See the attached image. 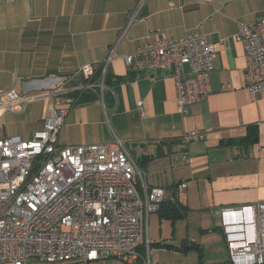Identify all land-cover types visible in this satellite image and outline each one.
Instances as JSON below:
<instances>
[{
    "label": "crops",
    "instance_id": "0c3cea01",
    "mask_svg": "<svg viewBox=\"0 0 264 264\" xmlns=\"http://www.w3.org/2000/svg\"><path fill=\"white\" fill-rule=\"evenodd\" d=\"M138 1L0 0V93L33 97L22 111L0 118V138L29 140L41 130L54 100L46 93L59 86L83 91L89 100L68 111L58 145L121 140L141 164L149 187L173 190L171 202L181 216L172 217L171 204L161 215L151 214L157 225L170 229L167 250L194 252L198 264H232L228 249L224 256L204 243L217 241V234L225 240L221 209L264 203V94L252 97L246 91L244 50L234 39L239 23L264 16V0H145L120 38ZM187 33L202 34L215 45L214 70L207 97L181 113L170 77L128 68L123 57L145 37L177 40ZM85 65L91 67L90 79L80 71ZM129 71L140 76L113 83ZM105 74L108 82L95 85ZM87 83L95 86L82 89ZM252 125L254 132L247 130ZM186 131L204 138L184 144ZM182 149L190 163L173 167L172 153ZM242 217L248 220L249 211ZM244 231L249 237V228ZM192 243L200 250H187Z\"/></svg>",
    "mask_w": 264,
    "mask_h": 264
},
{
    "label": "built area",
    "instance_id": "2783aa9c",
    "mask_svg": "<svg viewBox=\"0 0 264 264\" xmlns=\"http://www.w3.org/2000/svg\"><path fill=\"white\" fill-rule=\"evenodd\" d=\"M144 1L128 15L120 38ZM234 39L244 50L246 91L252 97L264 94V16L239 23ZM214 56L213 43L202 34L187 33L177 40L145 37L123 60L141 73L170 77L176 105L185 113L209 94ZM113 57L112 49L103 60L105 68ZM80 71L86 79L93 74L89 65ZM99 81L95 85L102 88L103 77ZM72 92L59 86L45 94L54 100L31 139L0 138V264H135L148 247L149 216L173 200L172 189L145 183V172L117 138L104 144L58 145L68 111L76 104ZM31 99L15 90L1 92L0 118L22 111ZM203 138L201 132L186 131L181 142ZM171 162L173 167L188 165L187 151L172 153ZM244 210L250 213L248 220L242 219ZM219 213L231 263L264 264V203Z\"/></svg>",
    "mask_w": 264,
    "mask_h": 264
},
{
    "label": "rangeland",
    "instance_id": "374dc122",
    "mask_svg": "<svg viewBox=\"0 0 264 264\" xmlns=\"http://www.w3.org/2000/svg\"><path fill=\"white\" fill-rule=\"evenodd\" d=\"M153 215L150 216L149 219V228H148V242L150 243L145 251L141 254L142 258L138 260L135 264H198L196 254L194 252L188 253V255H181L180 253L168 251L165 247V241L168 240V236H170V229L163 226L162 228L157 225L154 220ZM161 228V229H160ZM217 241L211 243L209 241L204 243V246L211 251L212 247H217L222 249L225 253L224 256L227 255V247L224 239H221V236L217 234ZM159 238H161L159 240ZM156 240V243H153ZM161 240L163 242H161ZM170 242V241H169ZM159 244V247H154L153 245ZM174 248L170 247L169 250ZM125 264L123 262H115V261H98L92 262L90 264Z\"/></svg>",
    "mask_w": 264,
    "mask_h": 264
},
{
    "label": "trees",
    "instance_id": "16d2710c",
    "mask_svg": "<svg viewBox=\"0 0 264 264\" xmlns=\"http://www.w3.org/2000/svg\"><path fill=\"white\" fill-rule=\"evenodd\" d=\"M134 76H140V73H138V72H132V71H129L128 72V74L126 75V76H124V77H116L115 79H114V81H113V83H121V82H125V81H127V80H131V79H133L134 78ZM108 82V79H107V76H106V74H105V77H103V84L104 83H107ZM94 84H97V83H94ZM73 99H75L76 100V103L77 102H82V101H86V100H89V98L87 99L85 96H84V93H83V91H74V92H72L71 93V95H70ZM247 130L248 131H252V132H254L255 131V126H249V127H247ZM249 133L245 136V138L246 139H248L249 138ZM139 165H140V167H141V164L140 163H138ZM173 202H165V203H163L161 206H160V208H159V210L157 211V213H159L160 215H161V211H162V209L166 206V205H169L170 206V204H171V211H172V217L173 218H179L180 216H181V211L180 210H178L177 209V207L175 206V205H173L172 204ZM165 247H168L167 245L165 246ZM188 247V249L187 250H200L199 249V246L198 245H195V244H190L189 246H187ZM186 250V249H185Z\"/></svg>",
    "mask_w": 264,
    "mask_h": 264
}]
</instances>
